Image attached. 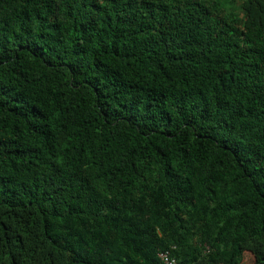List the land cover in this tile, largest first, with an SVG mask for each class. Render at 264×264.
I'll list each match as a JSON object with an SVG mask.
<instances>
[{
    "label": "trees",
    "instance_id": "1",
    "mask_svg": "<svg viewBox=\"0 0 264 264\" xmlns=\"http://www.w3.org/2000/svg\"><path fill=\"white\" fill-rule=\"evenodd\" d=\"M264 264V0H0V264Z\"/></svg>",
    "mask_w": 264,
    "mask_h": 264
},
{
    "label": "built area",
    "instance_id": "2",
    "mask_svg": "<svg viewBox=\"0 0 264 264\" xmlns=\"http://www.w3.org/2000/svg\"><path fill=\"white\" fill-rule=\"evenodd\" d=\"M158 257L164 264H177L176 259L171 257L169 250L159 251Z\"/></svg>",
    "mask_w": 264,
    "mask_h": 264
},
{
    "label": "rangeland",
    "instance_id": "3",
    "mask_svg": "<svg viewBox=\"0 0 264 264\" xmlns=\"http://www.w3.org/2000/svg\"><path fill=\"white\" fill-rule=\"evenodd\" d=\"M244 264H250V257L246 254L244 259H243Z\"/></svg>",
    "mask_w": 264,
    "mask_h": 264
}]
</instances>
